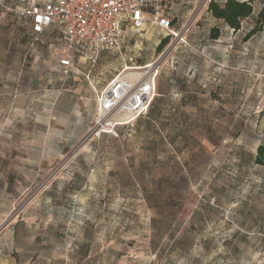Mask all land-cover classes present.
I'll return each instance as SVG.
<instances>
[{"label": "rangeland", "instance_id": "obj_1", "mask_svg": "<svg viewBox=\"0 0 264 264\" xmlns=\"http://www.w3.org/2000/svg\"><path fill=\"white\" fill-rule=\"evenodd\" d=\"M42 1L0 0V264H264V0L237 32L190 0L180 38L130 36L70 78L59 36L32 46L7 12ZM156 61L155 117L90 136L98 92Z\"/></svg>", "mask_w": 264, "mask_h": 264}, {"label": "built area", "instance_id": "obj_2", "mask_svg": "<svg viewBox=\"0 0 264 264\" xmlns=\"http://www.w3.org/2000/svg\"><path fill=\"white\" fill-rule=\"evenodd\" d=\"M171 11L172 0H44L7 8L29 23L32 46L44 44L46 33H57L58 66L66 75L76 72L79 55L96 63L102 51L121 53L128 30L140 34L150 27L165 37L178 38ZM139 68L145 70L133 78L119 73L100 94L90 136L115 134L116 128L149 114L158 91L159 61Z\"/></svg>", "mask_w": 264, "mask_h": 264}, {"label": "trees", "instance_id": "obj_3", "mask_svg": "<svg viewBox=\"0 0 264 264\" xmlns=\"http://www.w3.org/2000/svg\"><path fill=\"white\" fill-rule=\"evenodd\" d=\"M224 2V6H220V3ZM209 10L213 14V16L219 20H223L231 29H233L235 32L239 31L241 29V22L244 19L250 18L254 15V7L251 3V1L246 2H233V1H212L209 7ZM262 22L264 21V7L259 12L256 22ZM258 31V28H254V30L251 32L252 34H255ZM220 37V33L218 29H213L211 32V38L213 40H218ZM168 40L166 38H163V40L160 42L158 46V51L162 52V50L167 45ZM155 101V100H154ZM160 99H156L155 103L160 102ZM152 107V105H151ZM155 117V109L150 108L149 114L146 118H153ZM143 119H138L136 123L142 122ZM147 124H150V122H146ZM264 153V147L259 148V160L261 162V158L263 157Z\"/></svg>", "mask_w": 264, "mask_h": 264}, {"label": "crops", "instance_id": "obj_4", "mask_svg": "<svg viewBox=\"0 0 264 264\" xmlns=\"http://www.w3.org/2000/svg\"><path fill=\"white\" fill-rule=\"evenodd\" d=\"M189 1L190 0H172V15H173V17H174V24H175V20L176 19H178L179 18V16H178V14H177V12H178V10H176V8L175 7H178L179 5H184V4H186V3H189ZM28 6V5H27ZM24 7H26V6H24ZM15 16V15H14ZM17 17V16H16ZM18 18V17H17ZM24 22H25V24L28 26V28H29V33H30V26H29V23L26 21V20H23ZM152 28H150V27H148L147 28V30H151ZM146 30V31H147ZM153 30V29H152ZM53 33H55V34H57L54 30H52V31H50V32H48V33H46L45 35H44V41H45V39L48 37V36H50L51 34H53ZM135 35H137V34H135V33H133V32H131V31H129L128 30V32H127V35H126V39H125V44L127 43V39H128V37H130V36H135ZM124 44V45H125ZM125 47V46H124ZM123 47V48H124ZM103 52H110V51H102L101 53H103ZM101 53H100V55H101ZM100 55H99V58H100ZM78 58H82V59H84V61L86 62V63H89V64H91L92 65V68H94L95 67V65L97 64V62H98V60H99V58H98V60H97V62L96 63H92L90 60H88L86 57H84V56H82V55H79L78 57H77V60H76V66H77V62H78ZM78 70V69H77ZM77 70H76V72H77ZM75 72V73H76ZM122 72V71H121ZM121 72H119V73H121ZM75 73H72V74H69V75H66V74H64V73H60L63 77H65V78H70L71 76H73ZM118 73V74H119ZM91 74H92V71L90 70V71H88V73L87 74H84L85 75V77H86V79L89 81V83L90 84H92V80H91ZM118 74H116V75H114L113 76V78L115 77V76H117ZM127 79L128 78H133V77H136L137 76V74L136 75H124ZM113 78L108 82V84L113 80ZM96 91V90H95ZM96 93H97V91H96ZM98 97H99V92H98V94H97V99H98ZM147 117V116H146ZM146 117H144V118H141V119H145Z\"/></svg>", "mask_w": 264, "mask_h": 264}, {"label": "bare ground", "instance_id": "obj_5", "mask_svg": "<svg viewBox=\"0 0 264 264\" xmlns=\"http://www.w3.org/2000/svg\"><path fill=\"white\" fill-rule=\"evenodd\" d=\"M180 38V37H179Z\"/></svg>", "mask_w": 264, "mask_h": 264}]
</instances>
